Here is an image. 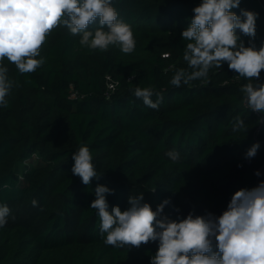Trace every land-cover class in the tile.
Segmentation results:
<instances>
[{
  "label": "trees",
  "instance_id": "trees-1",
  "mask_svg": "<svg viewBox=\"0 0 264 264\" xmlns=\"http://www.w3.org/2000/svg\"><path fill=\"white\" fill-rule=\"evenodd\" d=\"M199 3L112 0L118 20L133 30L136 47L129 54L118 45L103 52L82 46V34L69 31L48 47L34 72L20 74L7 58L0 61L21 90L22 105V115L14 114L11 103L0 106V206L10 209L0 227V264H150L158 241L139 248L103 242L101 221L90 207L98 185L114 189L105 194L109 212L113 206L126 210L129 196L143 194L153 210L169 200L164 214L179 221L189 212L218 217L236 191L264 181V123H258L264 113L248 109L240 91L249 81L225 63L209 70V82L170 84L177 69L191 71L181 32ZM241 9L259 14L258 50L264 0H241L232 11L240 15ZM99 27L97 18L87 30ZM237 35L249 46V37L239 30ZM137 87L162 93L158 110L134 96ZM237 115L245 130L233 132ZM256 142V156L246 159ZM81 146L89 148L99 175L89 185L71 171ZM173 150L179 153L176 162L165 155Z\"/></svg>",
  "mask_w": 264,
  "mask_h": 264
},
{
  "label": "clouds",
  "instance_id": "clouds-1",
  "mask_svg": "<svg viewBox=\"0 0 264 264\" xmlns=\"http://www.w3.org/2000/svg\"><path fill=\"white\" fill-rule=\"evenodd\" d=\"M240 4L241 0H201L193 8L194 16L181 32L182 40L188 42L183 60L191 71L177 69L170 84L179 88L196 80L209 82V70L221 69L227 63L230 71L249 81L240 89L248 109L264 113V82H260L264 42L258 50L254 44L259 14L241 9L237 15L232 9ZM118 15L112 0H0V61L7 58L20 74L34 72L43 63L35 57L39 56L46 35L61 24L73 36L82 34L79 41L82 46L103 52L110 45H118L123 53H132L136 47L132 27L118 20ZM97 18L100 27L94 33L87 30ZM237 30L250 38L249 46L244 45ZM7 71L0 66V104H6L5 97L13 84ZM134 96L153 110H158L163 101L162 93L152 87H137ZM234 121L233 132L245 130L240 115ZM259 148V142L254 143L245 158H254ZM165 155L173 162L180 158L175 150ZM72 159L71 171L84 185L99 178L87 146L74 152ZM255 175L259 176V171ZM106 193L114 194V189L98 185L96 199L90 205L97 211L100 234L106 245L139 248L158 241L150 264H264V181L251 190L236 191L227 210L218 217L189 212L179 221L164 214L169 200L165 199L153 210L144 202L143 194L129 196L130 206L126 210L113 206L109 212ZM32 204L36 206L37 201ZM9 214L7 205L0 206V227L6 225Z\"/></svg>",
  "mask_w": 264,
  "mask_h": 264
},
{
  "label": "rangeland",
  "instance_id": "rangeland-1",
  "mask_svg": "<svg viewBox=\"0 0 264 264\" xmlns=\"http://www.w3.org/2000/svg\"><path fill=\"white\" fill-rule=\"evenodd\" d=\"M67 32H69V29L66 26H64L63 24L54 28L52 30V33L50 34L49 40L47 42L43 43L41 48L39 49L40 54H39V56H37L38 60H42L44 62L46 60V54H47L48 47H50L53 44H58V43L62 42L64 40V37H65ZM19 94H21V90L16 86H12L8 95L5 97L6 103L12 104L15 115H22L21 114L22 113V111H21L22 105L18 99ZM0 106L3 107V106H5V104H0ZM35 112L37 114H42L40 108H36ZM59 128H61V127H59Z\"/></svg>",
  "mask_w": 264,
  "mask_h": 264
},
{
  "label": "built area",
  "instance_id": "built-area-1",
  "mask_svg": "<svg viewBox=\"0 0 264 264\" xmlns=\"http://www.w3.org/2000/svg\"><path fill=\"white\" fill-rule=\"evenodd\" d=\"M72 95L75 96L76 95V92H73Z\"/></svg>",
  "mask_w": 264,
  "mask_h": 264
}]
</instances>
